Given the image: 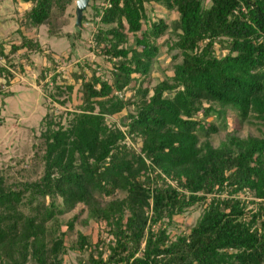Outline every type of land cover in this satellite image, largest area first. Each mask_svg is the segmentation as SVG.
Wrapping results in <instances>:
<instances>
[{
  "label": "trees",
  "instance_id": "16d2710c",
  "mask_svg": "<svg viewBox=\"0 0 264 264\" xmlns=\"http://www.w3.org/2000/svg\"><path fill=\"white\" fill-rule=\"evenodd\" d=\"M23 1L29 31L49 25L74 0ZM154 3L176 18H152ZM88 5L94 48L110 63V78L89 65L87 76L82 65L72 83L53 74L43 85L52 102L76 105L43 116L17 177L0 172V264H63L68 249L87 254L74 264H264V203L251 211L240 197L249 191L264 200V131L240 137L228 130L230 118L241 124L254 115L264 125V0ZM15 33L19 42L0 39V84H8L14 65L41 51L34 37ZM163 44L180 59L149 89ZM216 46L226 52L217 56ZM11 94L0 88L1 103ZM130 106L124 129L107 123ZM215 121L227 130L216 147L209 141L219 131ZM128 137L140 139L138 152L126 145ZM198 204L202 212L189 231L170 235L172 219ZM78 205L110 236L106 244L81 233L69 239L76 216L65 222L62 216Z\"/></svg>",
  "mask_w": 264,
  "mask_h": 264
},
{
  "label": "rangeland",
  "instance_id": "374dc122",
  "mask_svg": "<svg viewBox=\"0 0 264 264\" xmlns=\"http://www.w3.org/2000/svg\"><path fill=\"white\" fill-rule=\"evenodd\" d=\"M26 5L21 0H0V20L3 24L1 33L6 39L11 36L9 30L11 25H17L23 21L22 14L26 10ZM152 18L162 17L168 23L176 18V11L166 10L158 4L148 8V15ZM84 19L81 21V30L79 36H75V0L66 8L62 14H57L50 20V24H42L34 32L27 33L34 35L39 43L41 51H34L29 54V61H22L20 66L14 65L13 76L8 84L2 82L0 88L4 92H11L3 100L0 101V172L11 169L13 176L17 177V170L29 163L33 154V146L35 137L39 133V123L47 112L58 114L66 110H72L75 107V101L68 102L62 106L57 102H52L47 92L43 90V85L49 83L53 74H56V81L73 82V73L79 72L80 66L83 65L87 76L90 75L87 65L97 70V74L103 75L105 79L110 78V63L105 56L97 55L93 34L96 30V23L93 17V11L89 5L83 12ZM6 21H9V23ZM23 23V22H22ZM1 27V26H0ZM53 29V34L48 33V29ZM130 37V36H129ZM131 39V38H129ZM172 36L168 38L171 42ZM13 40L20 41L17 35L13 36ZM160 41V40H159ZM216 55L222 56L226 51L216 46ZM47 55L51 57L48 61ZM14 58L17 54L13 55ZM180 57L177 50H169L168 45L163 44L157 60L147 76L145 86L152 89L160 80L172 75V65L179 61ZM31 63L32 65H30ZM0 65H3V59L0 58ZM45 70L46 77L43 80L38 78L39 73ZM138 84H135L137 87ZM48 91L51 89L46 88ZM119 96L118 92H116ZM128 93H134L127 90ZM132 111V106L123 109L121 112L107 117V123L116 125L121 130L124 129L125 115ZM215 120L209 117L207 122ZM219 131L210 136V143L216 147L220 141L225 138L226 129H223L218 121ZM240 137L261 136L264 131V125L254 115L248 120L236 123L230 118L229 129ZM126 145L131 146L136 152L140 148V139L132 140L130 137L125 140ZM25 167V166H24ZM240 197L247 203V210L255 211L258 203H264L263 199L256 198L252 192L246 191L240 194ZM202 212V206L196 205L186 209L182 214L175 216L167 225V232L174 236L180 233H187L195 224ZM76 216L73 231L69 235V239L75 240L78 233L89 235L93 242L102 239L104 244L110 239V236L100 231L101 227L91 221H86V211H81V205L66 213L62 219L68 221ZM66 226L62 225L61 229L65 230ZM102 245L101 247H104ZM87 258L84 252L76 250H67L63 255V264H74L78 258Z\"/></svg>",
  "mask_w": 264,
  "mask_h": 264
},
{
  "label": "crops",
  "instance_id": "0c3cea01",
  "mask_svg": "<svg viewBox=\"0 0 264 264\" xmlns=\"http://www.w3.org/2000/svg\"><path fill=\"white\" fill-rule=\"evenodd\" d=\"M21 2H22V4H24V5H26L27 7H26V9H28L29 8V3H27V2H24L23 0H21ZM22 17H23V14H22ZM9 23V21H6V23ZM23 22V21H22ZM22 22H20L18 25H17V23H14V24H12L11 25V29L9 30V34L11 33V36H9L8 38H4V39H2L3 38V36H2V33H1V28H2V26H3V24H2V22H1V20H0V39L1 40H7V39H13V36L14 35H17L16 33H15V30L17 29V28H19L24 34H27V35H30V36H32V37H34V35H31V34H29V33H31V32H34L35 31V29H31V30H29V31H31V32H29V33H27V30H24V26H23V24H22ZM18 36V35H17ZM16 41V40H15Z\"/></svg>",
  "mask_w": 264,
  "mask_h": 264
},
{
  "label": "water",
  "instance_id": "95a60500",
  "mask_svg": "<svg viewBox=\"0 0 264 264\" xmlns=\"http://www.w3.org/2000/svg\"><path fill=\"white\" fill-rule=\"evenodd\" d=\"M89 0H75V25L79 27L84 10L87 8Z\"/></svg>",
  "mask_w": 264,
  "mask_h": 264
},
{
  "label": "built area",
  "instance_id": "2783aa9c",
  "mask_svg": "<svg viewBox=\"0 0 264 264\" xmlns=\"http://www.w3.org/2000/svg\"><path fill=\"white\" fill-rule=\"evenodd\" d=\"M105 1V5L109 6V0H104Z\"/></svg>",
  "mask_w": 264,
  "mask_h": 264
}]
</instances>
